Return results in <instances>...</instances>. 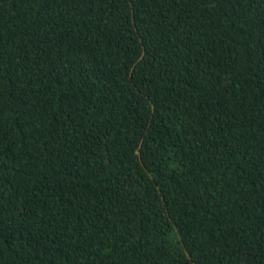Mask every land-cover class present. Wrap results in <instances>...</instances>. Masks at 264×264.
Masks as SVG:
<instances>
[{
  "label": "trees",
  "instance_id": "trees-1",
  "mask_svg": "<svg viewBox=\"0 0 264 264\" xmlns=\"http://www.w3.org/2000/svg\"><path fill=\"white\" fill-rule=\"evenodd\" d=\"M0 264H264V0H0Z\"/></svg>",
  "mask_w": 264,
  "mask_h": 264
}]
</instances>
